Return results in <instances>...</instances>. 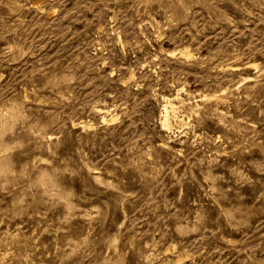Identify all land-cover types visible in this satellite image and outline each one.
I'll return each mask as SVG.
<instances>
[{
  "label": "rangeland",
  "instance_id": "obj_1",
  "mask_svg": "<svg viewBox=\"0 0 264 264\" xmlns=\"http://www.w3.org/2000/svg\"><path fill=\"white\" fill-rule=\"evenodd\" d=\"M0 264H264V0H0Z\"/></svg>",
  "mask_w": 264,
  "mask_h": 264
}]
</instances>
